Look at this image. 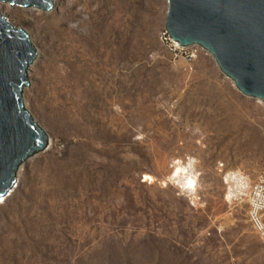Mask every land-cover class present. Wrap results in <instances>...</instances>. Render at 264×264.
Masks as SVG:
<instances>
[{
    "label": "rangeland",
    "instance_id": "rangeland-1",
    "mask_svg": "<svg viewBox=\"0 0 264 264\" xmlns=\"http://www.w3.org/2000/svg\"><path fill=\"white\" fill-rule=\"evenodd\" d=\"M52 2L0 4L37 51L22 97L48 135L0 201V264H264L262 101L172 49L167 0Z\"/></svg>",
    "mask_w": 264,
    "mask_h": 264
},
{
    "label": "water",
    "instance_id": "water-1",
    "mask_svg": "<svg viewBox=\"0 0 264 264\" xmlns=\"http://www.w3.org/2000/svg\"><path fill=\"white\" fill-rule=\"evenodd\" d=\"M50 9L52 0H0ZM165 26L180 46L199 45L245 96L264 104V0H167ZM36 49L27 32L0 12V197L20 163L44 150L48 135L23 102Z\"/></svg>",
    "mask_w": 264,
    "mask_h": 264
},
{
    "label": "built area",
    "instance_id": "built-area-1",
    "mask_svg": "<svg viewBox=\"0 0 264 264\" xmlns=\"http://www.w3.org/2000/svg\"><path fill=\"white\" fill-rule=\"evenodd\" d=\"M162 37L174 50L191 49L196 46L195 44L189 46L178 45L169 37L165 29L162 32ZM188 56H193V52L191 51ZM246 214L253 231L264 239V165L257 169L249 186Z\"/></svg>",
    "mask_w": 264,
    "mask_h": 264
},
{
    "label": "bare ground",
    "instance_id": "bare-ground-1",
    "mask_svg": "<svg viewBox=\"0 0 264 264\" xmlns=\"http://www.w3.org/2000/svg\"><path fill=\"white\" fill-rule=\"evenodd\" d=\"M1 3H3V1H1L0 2V4ZM84 51V50H83ZM86 51V50H85ZM84 51V53H86ZM86 54H88V53H86ZM37 59H38V56H37V51H36V56L34 57V59L32 60V62L28 65V67H27V73L29 72V69L30 68H32L33 66H34V63L37 61ZM72 61L74 62V64H75V62L77 61V59H76V57H73L72 58ZM94 62H95V59H94V57L92 56V55H90V54H88V58H87V60H85V61H83V62H79V61H77L76 62V67L79 65V66H81V70H79V72H88V71H90V65H92V64H94ZM81 63H83V64H85L84 66L83 65H81ZM259 99V98H258ZM262 101V100H261ZM263 103V102H262ZM37 153H39V152H37ZM27 159V158H26ZM22 165L23 164H21L19 167H18V170L17 171H19L20 170V168L22 167ZM192 183V182H191ZM2 197H0V201H2Z\"/></svg>",
    "mask_w": 264,
    "mask_h": 264
},
{
    "label": "clouds",
    "instance_id": "clouds-1",
    "mask_svg": "<svg viewBox=\"0 0 264 264\" xmlns=\"http://www.w3.org/2000/svg\"><path fill=\"white\" fill-rule=\"evenodd\" d=\"M173 175H175V173H173ZM191 184V181H189V185Z\"/></svg>",
    "mask_w": 264,
    "mask_h": 264
}]
</instances>
